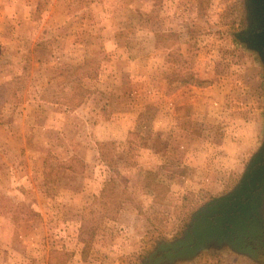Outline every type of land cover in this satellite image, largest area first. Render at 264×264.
Masks as SVG:
<instances>
[{"label":"rangeland","instance_id":"374dc122","mask_svg":"<svg viewBox=\"0 0 264 264\" xmlns=\"http://www.w3.org/2000/svg\"><path fill=\"white\" fill-rule=\"evenodd\" d=\"M248 25L247 0H0V264H142L231 190L264 139Z\"/></svg>","mask_w":264,"mask_h":264},{"label":"water","instance_id":"95a60500","mask_svg":"<svg viewBox=\"0 0 264 264\" xmlns=\"http://www.w3.org/2000/svg\"><path fill=\"white\" fill-rule=\"evenodd\" d=\"M247 2L249 25L235 35L264 63V0ZM224 247L254 258L264 249V139L236 185L197 208L181 236L158 241L142 264H173Z\"/></svg>","mask_w":264,"mask_h":264},{"label":"trees","instance_id":"16d2710c","mask_svg":"<svg viewBox=\"0 0 264 264\" xmlns=\"http://www.w3.org/2000/svg\"><path fill=\"white\" fill-rule=\"evenodd\" d=\"M75 89H76V91H74L73 94H71L72 95L71 96V99L72 98H76V99H73V100H75V103H74L73 107H77V106L81 105L84 102V100L87 98L88 94H89L88 93L89 90L86 89V88H84V87H82V86L81 87H76ZM70 101H72V100H70ZM110 185H113L111 187L114 188V190H115L114 192L115 193L118 192V190L121 188V186L115 187L114 184H112L111 182H110ZM125 201H126L125 198H123V199L122 198H120V199L117 198V201H116V207H117V209H116V211L117 210L119 211L120 206H122ZM116 215H117V213H116ZM110 216H111V218H114L115 212L114 213H111ZM262 255H264V252L262 253Z\"/></svg>","mask_w":264,"mask_h":264},{"label":"flooded vegetation","instance_id":"af4514ba","mask_svg":"<svg viewBox=\"0 0 264 264\" xmlns=\"http://www.w3.org/2000/svg\"><path fill=\"white\" fill-rule=\"evenodd\" d=\"M263 252H264V249L260 251V255L259 256H261Z\"/></svg>","mask_w":264,"mask_h":264}]
</instances>
